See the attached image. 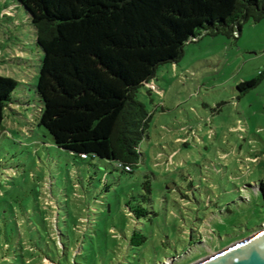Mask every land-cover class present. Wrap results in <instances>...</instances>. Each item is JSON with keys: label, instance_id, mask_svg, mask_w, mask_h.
Masks as SVG:
<instances>
[{"label": "rangeland", "instance_id": "rangeland-1", "mask_svg": "<svg viewBox=\"0 0 264 264\" xmlns=\"http://www.w3.org/2000/svg\"><path fill=\"white\" fill-rule=\"evenodd\" d=\"M41 56L25 7L0 0V74L19 80L0 126V226L23 229L36 220L33 210L50 205L54 226L58 217L78 220L79 231H107L93 235L95 259L70 264H194L264 227L255 187L264 179V75L245 92L237 88L264 72V18L233 34L201 33L178 60L157 66L137 92L151 116L132 171L53 142L38 123ZM146 175L155 212L136 218L126 201L133 192L131 202L141 197ZM124 225L142 228L145 242L128 246ZM105 239L109 246L101 247ZM35 264L54 263L43 257Z\"/></svg>", "mask_w": 264, "mask_h": 264}, {"label": "trees", "instance_id": "trees-1", "mask_svg": "<svg viewBox=\"0 0 264 264\" xmlns=\"http://www.w3.org/2000/svg\"><path fill=\"white\" fill-rule=\"evenodd\" d=\"M16 2L27 10L42 50L38 123L58 147L83 159L108 160L126 171L140 162L139 145L151 116L137 92L155 75L157 66L178 60L184 44L201 33L233 34L244 21L264 18V0ZM263 75L262 71L241 80L237 88L245 92ZM18 84V79L0 74V126ZM255 187L264 205V179ZM152 188L146 175L140 182L141 197L131 202L137 197L133 192L126 201L129 215L141 218L155 212L151 210ZM50 209L48 205L44 213L33 210L36 220L29 217L23 229L17 222L0 226V264H35L43 257L54 264L76 263L80 257L95 259L93 235L101 238L107 231L95 228L93 233L92 225L79 231L78 220L62 222L58 217L54 226ZM120 233L132 248L147 239L140 227L128 232L124 225ZM99 242L101 247L109 246L107 239ZM77 244L80 252L74 253Z\"/></svg>", "mask_w": 264, "mask_h": 264}, {"label": "water", "instance_id": "water-1", "mask_svg": "<svg viewBox=\"0 0 264 264\" xmlns=\"http://www.w3.org/2000/svg\"><path fill=\"white\" fill-rule=\"evenodd\" d=\"M194 264H264V227Z\"/></svg>", "mask_w": 264, "mask_h": 264}, {"label": "built area", "instance_id": "built-area-1", "mask_svg": "<svg viewBox=\"0 0 264 264\" xmlns=\"http://www.w3.org/2000/svg\"><path fill=\"white\" fill-rule=\"evenodd\" d=\"M83 155H85V154H83ZM126 168H129V166H126Z\"/></svg>", "mask_w": 264, "mask_h": 264}]
</instances>
